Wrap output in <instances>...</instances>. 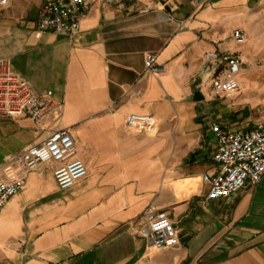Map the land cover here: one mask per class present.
I'll return each mask as SVG.
<instances>
[{"label":"crops","instance_id":"crops-1","mask_svg":"<svg viewBox=\"0 0 264 264\" xmlns=\"http://www.w3.org/2000/svg\"><path fill=\"white\" fill-rule=\"evenodd\" d=\"M45 1L0 9V58L61 105L39 122L0 119V178L11 155L58 128L71 130L89 173L69 189L57 184L59 163L26 175L0 213V264H264V176L217 200H207L203 182L217 171L212 123L242 128L230 117L246 100L227 104L200 88L207 51L239 52L249 63L264 54V44L254 56L233 49L241 46L236 29L258 35L233 16L253 4L264 16V0H207L202 8L195 0H90L74 39L38 29ZM150 55L166 69L149 72ZM132 113L155 115L158 132L130 131ZM151 205L171 217L177 247L148 248L137 235Z\"/></svg>","mask_w":264,"mask_h":264},{"label":"built area","instance_id":"built-area-1","mask_svg":"<svg viewBox=\"0 0 264 264\" xmlns=\"http://www.w3.org/2000/svg\"><path fill=\"white\" fill-rule=\"evenodd\" d=\"M10 4L11 0H0V9ZM89 4L90 0H47L39 8L37 27L74 39L82 30L81 21ZM206 4L207 0H195L197 8ZM233 37L241 45L247 41L243 29H236ZM203 61L210 72L211 93L234 99L242 92L241 75L247 63L241 53L215 47L205 53ZM146 66L151 73L166 69L157 64L155 55L148 56ZM60 107L51 97L38 94L33 85L15 71L9 58H0V119L16 122L26 117L39 122L50 110ZM126 124L134 133L155 135L159 129V120L153 114L132 113ZM211 131L217 140L214 153L217 171L203 176V182L209 186L207 200L226 198L249 184L259 183L264 176V120L238 129L215 121ZM75 154L76 141L71 130L58 128L43 142L11 155L6 160L7 178H0V213L25 187L26 175L45 163H59L55 178L61 189H69L85 178L88 167ZM137 235L148 248L155 250L174 248L180 243L179 231L171 217L155 205L145 210Z\"/></svg>","mask_w":264,"mask_h":264},{"label":"rangeland","instance_id":"rangeland-1","mask_svg":"<svg viewBox=\"0 0 264 264\" xmlns=\"http://www.w3.org/2000/svg\"><path fill=\"white\" fill-rule=\"evenodd\" d=\"M4 14L5 13L3 11L0 12V17H3ZM262 14L263 11L258 6L253 4L249 7L247 13H243L238 16H233L235 18L246 19V21L251 27V30H253L252 32L258 33V35H255V37L257 36V39H255L254 34L250 35L245 30L247 42L241 46H238L234 42V39L231 38L232 35L229 36L228 38L231 39L228 40V43L234 42L233 49L241 51L243 54H245V50L248 47L250 52L252 53V56L255 55V47L258 44H264V31L260 33L258 30H256V28L264 24V16H262ZM228 43H224L223 47L226 48L229 45ZM252 56H249V58H252ZM246 63L247 67L243 72L245 79H242V82H244V84L242 92L238 95L239 98H227L225 103H239L246 100V102H244L245 104L241 106V109L236 110L234 113H232L233 116L230 117V119L234 123L242 122L243 127H252L257 121L264 120V54L258 57L257 60L253 61L250 59V63L247 61ZM254 69L258 74L252 75ZM209 73V71L204 72L200 77V88L211 92V88L208 83ZM260 75L262 76L261 78H259ZM215 100L216 102L221 101V99L217 96L215 97Z\"/></svg>","mask_w":264,"mask_h":264},{"label":"water","instance_id":"water-1","mask_svg":"<svg viewBox=\"0 0 264 264\" xmlns=\"http://www.w3.org/2000/svg\"><path fill=\"white\" fill-rule=\"evenodd\" d=\"M204 98H205V96L203 95V93L201 91H196V93H195V99L196 100H202Z\"/></svg>","mask_w":264,"mask_h":264},{"label":"bare ground","instance_id":"bare-ground-1","mask_svg":"<svg viewBox=\"0 0 264 264\" xmlns=\"http://www.w3.org/2000/svg\"><path fill=\"white\" fill-rule=\"evenodd\" d=\"M244 58H245V56H244ZM245 60H246L247 62H249L246 58H245ZM242 84H244V82H243Z\"/></svg>","mask_w":264,"mask_h":264}]
</instances>
